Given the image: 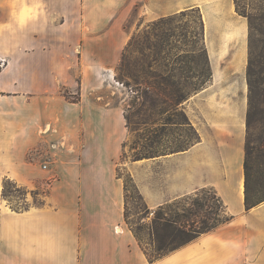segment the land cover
<instances>
[{
  "label": "crops",
  "instance_id": "1",
  "mask_svg": "<svg viewBox=\"0 0 264 264\" xmlns=\"http://www.w3.org/2000/svg\"><path fill=\"white\" fill-rule=\"evenodd\" d=\"M135 9L148 21L199 12L211 73L180 107L198 139L127 171L151 210L213 188L234 216L154 263L125 221L127 112L109 98L124 93L116 70ZM248 61L235 0H0V264H264V201L245 204ZM6 180L42 199L15 210Z\"/></svg>",
  "mask_w": 264,
  "mask_h": 264
},
{
  "label": "rangeland",
  "instance_id": "2",
  "mask_svg": "<svg viewBox=\"0 0 264 264\" xmlns=\"http://www.w3.org/2000/svg\"><path fill=\"white\" fill-rule=\"evenodd\" d=\"M235 2L239 11L264 12V0ZM141 15V9H135L125 25L131 40L116 70V84L124 93L109 97L114 101H123L129 122V139L119 166V174L123 178L129 174L126 168L128 163L163 150H177L194 142V131L185 124L180 108L183 101L179 102V95L186 96L195 84L205 81L209 73L202 46L199 12L189 11L155 21H148ZM261 45L258 43V49ZM3 64L0 62V71L4 68ZM195 76L200 78L197 80ZM261 77L264 78V75ZM46 81L51 85L53 79ZM147 85L151 88L148 89ZM178 88H181L179 93ZM61 92L69 101L78 99V95L68 89ZM49 94L55 101V90ZM253 121L250 140L251 145L257 148L264 137V109H253ZM170 122L172 124H166ZM47 160L43 158L44 164H48ZM251 163L255 176L254 188L257 195L264 199L263 151L255 150ZM6 184L11 205L19 209L28 207L31 199L39 202L44 194L42 188H24L10 181ZM149 210L154 212L156 209ZM128 212L129 221L135 228L139 222L150 223L153 216L151 213L147 217L146 205L135 191L129 193ZM147 233L145 230L143 234L146 239ZM148 248L152 251L150 245Z\"/></svg>",
  "mask_w": 264,
  "mask_h": 264
},
{
  "label": "trees",
  "instance_id": "3",
  "mask_svg": "<svg viewBox=\"0 0 264 264\" xmlns=\"http://www.w3.org/2000/svg\"><path fill=\"white\" fill-rule=\"evenodd\" d=\"M236 8L238 13L247 18L249 23V61L247 67L249 95L245 159V204L246 209L250 210L251 208L261 204L264 201L263 198L257 195L256 187L254 188L253 181L255 179V176L251 163L252 155L254 154L255 150L263 151L264 153V137L261 139L260 144L257 148L251 145L250 140V130L252 127V123L254 122L253 109H256L257 107H259L261 110L264 109V78L261 77L262 75H264V12L247 13L244 11H239L237 6ZM258 43L262 44L260 49H258ZM126 48L122 56V61L125 57ZM258 50L259 53H257ZM203 52L209 70L208 76L206 77L205 81L202 80L199 83L195 84L193 86V89L189 91L186 96L179 95L181 97L179 101L180 103H182V101L184 102V100H186L192 92L198 90L210 78L211 70L207 52L204 46ZM194 78L198 80L200 76H195ZM146 87L148 89L151 88L148 85ZM177 92H181V88H178ZM183 117L186 121L185 124L193 129V141H196L198 139L197 132L189 122V119L185 113ZM126 118L128 122L127 115ZM166 124L172 123L170 122ZM188 146L169 151L182 150ZM167 151L168 150H163L161 152L164 153ZM153 155H148L136 160L149 158ZM118 175L120 178H123L119 174V170ZM123 180L125 183V221L134 233L141 248L145 252L149 263L158 261L159 259L169 255L170 253L180 249L181 247L193 242L200 236L213 232L219 227L230 223L234 219V216L228 213L225 203L213 188H202L190 195L160 206L154 212H150L131 174L129 173L126 178H123ZM9 181L10 180L5 181L3 188V196L7 200H9L8 198L10 191L7 189L6 183ZM132 191H135L138 194L139 199L142 200L146 205L147 217L151 213L153 215L150 223L144 224L139 222L136 228L129 221L128 212V198L129 193H131ZM12 207L17 211H22L27 208L25 207L19 209L14 207L13 205ZM145 230L148 232V239H146V237H143ZM146 240H148V242ZM148 245L151 246L152 251L149 250Z\"/></svg>",
  "mask_w": 264,
  "mask_h": 264
},
{
  "label": "clouds",
  "instance_id": "4",
  "mask_svg": "<svg viewBox=\"0 0 264 264\" xmlns=\"http://www.w3.org/2000/svg\"><path fill=\"white\" fill-rule=\"evenodd\" d=\"M29 10H25L24 13H21L19 16H17V21L21 24H23L27 18V13H28Z\"/></svg>",
  "mask_w": 264,
  "mask_h": 264
},
{
  "label": "built area",
  "instance_id": "5",
  "mask_svg": "<svg viewBox=\"0 0 264 264\" xmlns=\"http://www.w3.org/2000/svg\"><path fill=\"white\" fill-rule=\"evenodd\" d=\"M45 168H46V166H45Z\"/></svg>",
  "mask_w": 264,
  "mask_h": 264
}]
</instances>
